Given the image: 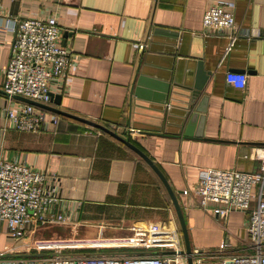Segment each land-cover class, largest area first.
<instances>
[{
	"label": "crops",
	"instance_id": "0c3cea01",
	"mask_svg": "<svg viewBox=\"0 0 264 264\" xmlns=\"http://www.w3.org/2000/svg\"><path fill=\"white\" fill-rule=\"evenodd\" d=\"M219 3L234 5V33L204 32L205 13ZM0 17V161L26 163L55 179L56 210L69 219L29 227L20 241L4 227L0 252L7 244L26 252L46 244L53 246L39 253L124 258L165 256L180 244L187 257L172 197L137 154L97 129L37 107L46 121L39 133L19 132L7 118L8 109L26 104L2 90L15 41L8 24L54 17L59 44L73 57L65 77L51 86L60 104L47 106L130 139L154 162L183 212L194 264L253 253L250 211L231 212L223 221L184 191L198 188L204 169L262 171L256 150L264 149V0H0ZM229 73L248 76L246 88L230 85ZM204 79L183 118L186 88ZM261 192V185L254 189L251 210ZM152 226L160 228L155 244L129 246L134 230ZM224 242L229 247L221 252Z\"/></svg>",
	"mask_w": 264,
	"mask_h": 264
},
{
	"label": "built area",
	"instance_id": "2783aa9c",
	"mask_svg": "<svg viewBox=\"0 0 264 264\" xmlns=\"http://www.w3.org/2000/svg\"><path fill=\"white\" fill-rule=\"evenodd\" d=\"M233 8V4L222 3L210 8L204 16V32L234 33L237 28ZM8 25L15 33V41L2 90L11 99L19 96L50 105L53 101L51 86L65 77L73 57L72 50L59 44L57 19H12ZM247 81L245 74L227 75V82L238 89H245ZM6 112L19 132L45 130V112H36L30 104ZM256 158L263 162L261 172L204 169L200 172L198 188L194 192L184 191V195L192 197L195 205L223 221L231 212L250 211L247 232L253 253L233 257L222 255L225 258L222 264H264V200L261 198L264 195V149L256 150ZM51 179L26 163L0 161V233L5 227L12 240L20 241L27 236L29 227L36 229L69 221L64 213L56 210L61 199L56 180L50 182ZM260 185L262 192L258 205L251 210L253 191ZM159 232V226L134 230L129 246L147 250L157 242ZM42 245L46 244H35L26 252L19 245L7 244L0 252V264H187L180 244L173 246L172 252L165 256L144 253L124 258L59 252L55 253L59 255L35 256L42 254L39 253ZM71 245L80 249L82 244L75 242ZM228 247L229 244L224 242L220 251L225 252Z\"/></svg>",
	"mask_w": 264,
	"mask_h": 264
},
{
	"label": "water",
	"instance_id": "95a60500",
	"mask_svg": "<svg viewBox=\"0 0 264 264\" xmlns=\"http://www.w3.org/2000/svg\"><path fill=\"white\" fill-rule=\"evenodd\" d=\"M205 79L201 83H199V84L196 83V85L194 86L193 89L192 88H186L187 89V92L185 91V93L189 97L188 98H185V104L182 105V109L184 110V114L181 115V116L183 118L188 117V115L190 114V111L193 108V106L195 104V101H196L195 97H198L199 94L201 93V91L204 88V85H205L204 84V81H205ZM166 92H167V94L165 95V100H164V103L163 104H167L168 101H169L170 89H168ZM175 95H176V97H179V96H177V93L176 92H174V96ZM14 98L17 99V100H19V101H21V102H24L26 104H30V105H32L34 107H37V108H40V109H44L46 111L53 112V113H55L57 115H60V116H63V117H66V118L75 120L77 122L86 124V125L94 128V129H97V130H99V131H101V132H103V133L111 136L112 138H114L118 142L124 144L127 148H129L131 151H133L135 154H137L140 158H142L156 172V174L162 180V182L164 183V185L166 186L167 190L169 191V193H170V195L172 197V200L174 202V206H175V209H176V212H177V216H178V219H179V222H180V225H181L183 237H184V242H185V248H186V253H187L188 264H194V254L192 252V248H191V244H190V238H189V234H188L187 224H186L185 218L183 216V212L181 210V207H180L178 201L176 200V198H175V196H174V194H173V192H172V190H171V188H170L167 180L164 178L163 174L158 169V167L154 164V162L144 152H142L137 146H135L130 141V139L123 138V137L119 136L118 134H116L115 132H113L112 130H110L107 127L102 126V125H100L98 123L91 122V121H88V120L79 118L77 116L68 114V113H66V112H64L62 110H57V109L52 108L50 106L43 105V104H40L38 102L29 100V99H26V98H23V97L16 96ZM52 98H53V103L54 104H58V105L60 104V100H61V97L60 96H57V95L55 96V95L52 94ZM173 106H174V104L170 103V107H173ZM164 112H165V108H164ZM50 255H52V254H43V253L42 254H35V256H37V257H47V256H50ZM55 255H59V254H55Z\"/></svg>",
	"mask_w": 264,
	"mask_h": 264
},
{
	"label": "rangeland",
	"instance_id": "374dc122",
	"mask_svg": "<svg viewBox=\"0 0 264 264\" xmlns=\"http://www.w3.org/2000/svg\"><path fill=\"white\" fill-rule=\"evenodd\" d=\"M3 241L0 240V245L2 244ZM4 243V242H3ZM43 247H47V246H53V245H42ZM82 253H86V252H82Z\"/></svg>",
	"mask_w": 264,
	"mask_h": 264
}]
</instances>
